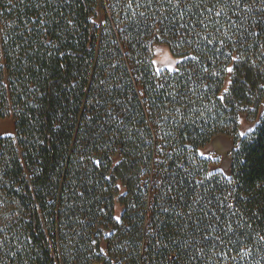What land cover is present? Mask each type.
<instances>
[{"label":"trees","instance_id":"trees-1","mask_svg":"<svg viewBox=\"0 0 264 264\" xmlns=\"http://www.w3.org/2000/svg\"><path fill=\"white\" fill-rule=\"evenodd\" d=\"M263 100L264 0H0V264H264Z\"/></svg>","mask_w":264,"mask_h":264},{"label":"rangeland","instance_id":"rangeland-1","mask_svg":"<svg viewBox=\"0 0 264 264\" xmlns=\"http://www.w3.org/2000/svg\"><path fill=\"white\" fill-rule=\"evenodd\" d=\"M182 58L174 57L168 46L165 44H157L153 48V64L157 72H163L165 70L173 71L177 65L182 61ZM229 84L227 80L226 87ZM264 114V100L260 104L256 115H242L240 116V137L246 136L252 131L259 123L261 117ZM15 132V124L12 118L0 117V139L3 136L13 135ZM236 147V140L233 136L219 135L213 138L208 144L199 149V155L204 157L210 162L209 171L220 173L225 178L231 176V158L232 153ZM124 189L121 187V193ZM122 207L116 203L115 205V218L120 220ZM110 232L108 233V235ZM102 249L105 251L106 244L102 245Z\"/></svg>","mask_w":264,"mask_h":264}]
</instances>
